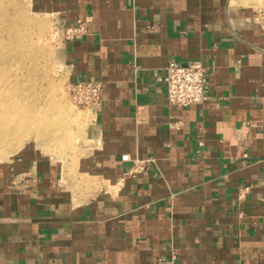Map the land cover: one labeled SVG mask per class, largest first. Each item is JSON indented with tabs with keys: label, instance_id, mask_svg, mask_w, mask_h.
<instances>
[{
	"label": "crops",
	"instance_id": "0c3cea01",
	"mask_svg": "<svg viewBox=\"0 0 264 264\" xmlns=\"http://www.w3.org/2000/svg\"><path fill=\"white\" fill-rule=\"evenodd\" d=\"M29 2L64 33L83 27L62 65L100 81L102 102L73 160L0 161V264H264V8ZM168 59L206 67L202 104L167 102Z\"/></svg>",
	"mask_w": 264,
	"mask_h": 264
},
{
	"label": "rangeland",
	"instance_id": "374dc122",
	"mask_svg": "<svg viewBox=\"0 0 264 264\" xmlns=\"http://www.w3.org/2000/svg\"><path fill=\"white\" fill-rule=\"evenodd\" d=\"M264 8V0H256ZM66 34L29 0H0V161L26 150L71 161L84 153L91 110L67 90Z\"/></svg>",
	"mask_w": 264,
	"mask_h": 264
},
{
	"label": "built area",
	"instance_id": "2783aa9c",
	"mask_svg": "<svg viewBox=\"0 0 264 264\" xmlns=\"http://www.w3.org/2000/svg\"><path fill=\"white\" fill-rule=\"evenodd\" d=\"M83 27L78 25L75 29L65 31L67 36L81 34ZM162 72H155L159 81L165 84L167 102L174 106H188L191 104H202L208 98L207 69L198 60L181 62L176 59H168ZM68 93L72 101L79 106L87 107L91 111L102 102V83L92 80L69 81ZM123 160L128 155L121 156ZM147 160L141 161L140 168H144ZM248 187H240L238 199L244 198ZM171 264H176L175 262Z\"/></svg>",
	"mask_w": 264,
	"mask_h": 264
}]
</instances>
